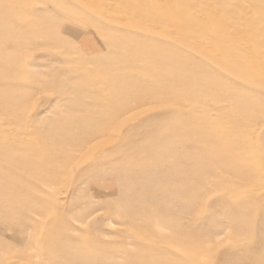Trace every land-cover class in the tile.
<instances>
[{
	"label": "rangeland",
	"instance_id": "374dc122",
	"mask_svg": "<svg viewBox=\"0 0 264 264\" xmlns=\"http://www.w3.org/2000/svg\"><path fill=\"white\" fill-rule=\"evenodd\" d=\"M0 264H264V0H0Z\"/></svg>",
	"mask_w": 264,
	"mask_h": 264
}]
</instances>
